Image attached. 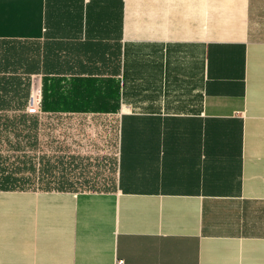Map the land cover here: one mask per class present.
Returning <instances> with one entry per match:
<instances>
[{
  "label": "crops",
  "instance_id": "1",
  "mask_svg": "<svg viewBox=\"0 0 264 264\" xmlns=\"http://www.w3.org/2000/svg\"><path fill=\"white\" fill-rule=\"evenodd\" d=\"M32 75L84 85L113 180L0 190V264H264V0H0V94Z\"/></svg>",
  "mask_w": 264,
  "mask_h": 264
},
{
  "label": "rangeland",
  "instance_id": "2",
  "mask_svg": "<svg viewBox=\"0 0 264 264\" xmlns=\"http://www.w3.org/2000/svg\"><path fill=\"white\" fill-rule=\"evenodd\" d=\"M27 125L28 123L4 132L5 138L2 137L0 142V154L5 157L6 165L2 158V166L7 170H13L14 166H17L14 165L16 161H19V164L26 161V167L18 165L22 171L17 173V176L32 179L29 184L33 186L41 185L36 178L37 169L42 164L53 167L51 169L53 174H56L58 168L59 171L65 169L68 182L73 188H82V184H90L96 189H103L105 183L113 180L114 168L110 159L114 150L105 133L104 116L42 113L36 130L38 138L36 146L28 145L27 135L30 134V128ZM15 134L20 135L19 139ZM8 140L12 144H9ZM18 140L20 150H12L10 146L14 148ZM38 156H45L49 160L44 158L40 163ZM55 156H62L57 165ZM31 163L34 164L35 173L30 171Z\"/></svg>",
  "mask_w": 264,
  "mask_h": 264
},
{
  "label": "trees",
  "instance_id": "3",
  "mask_svg": "<svg viewBox=\"0 0 264 264\" xmlns=\"http://www.w3.org/2000/svg\"><path fill=\"white\" fill-rule=\"evenodd\" d=\"M17 64H20V61H17ZM6 83V81H5ZM11 84H15V90H13V94L8 96L7 89H1L0 94V105L4 103H8L9 101L15 102L17 111L11 115L10 120V129L17 126H22L27 124V127L30 128V134L27 135V141L29 146H36L38 144L37 138V126L39 125V117L28 115L24 112V106L26 100L28 98V90L27 86L29 85V79L26 82H22L20 78H16L14 81H10ZM74 81L70 80L69 86H71L70 93H62V86L60 85L59 80L56 78L43 79L42 80V100H41V111L42 113H57L64 112L66 108L73 107L74 105H82L84 102L88 101V96L79 94L81 90V86H84L78 80L76 84L77 91L79 93H72ZM23 84V86H22ZM93 96H90V100H92ZM4 118L8 120L7 116ZM2 130H7L8 127H2ZM17 139H19V134H15ZM12 144V143H11ZM20 141L15 142V147L10 146L12 150L19 151L20 150ZM56 157V165L61 161L60 156ZM49 160L45 156H38V160L40 163L43 162V159ZM16 161V165L13 170H7L5 166H0V190H15V189H32V190H42V191H51L52 189H56L57 191H64L63 189L69 188L70 183L68 182L67 174H65V169L59 171L56 170V174H53V167H50L48 164L41 165L37 173V180L40 181V186H33L29 184V181L32 179L22 178L17 176V173H20L22 170L18 165H24L26 167V161ZM49 161H47L48 163ZM55 167V166H54ZM58 167V166H56ZM30 171L35 173L34 164L31 163Z\"/></svg>",
  "mask_w": 264,
  "mask_h": 264
},
{
  "label": "built area",
  "instance_id": "4",
  "mask_svg": "<svg viewBox=\"0 0 264 264\" xmlns=\"http://www.w3.org/2000/svg\"><path fill=\"white\" fill-rule=\"evenodd\" d=\"M42 83L39 75H32L29 78V94L24 106V112L28 115L38 116L41 112ZM114 264H126L123 260L117 259Z\"/></svg>",
  "mask_w": 264,
  "mask_h": 264
}]
</instances>
